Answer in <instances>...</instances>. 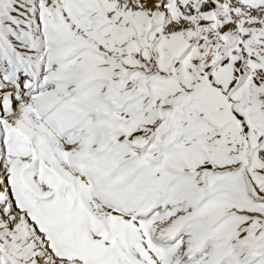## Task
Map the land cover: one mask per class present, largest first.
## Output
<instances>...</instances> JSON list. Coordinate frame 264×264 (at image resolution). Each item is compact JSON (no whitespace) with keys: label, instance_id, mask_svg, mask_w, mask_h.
I'll list each match as a JSON object with an SVG mask.
<instances>
[{"label":"snow or ice","instance_id":"1","mask_svg":"<svg viewBox=\"0 0 264 264\" xmlns=\"http://www.w3.org/2000/svg\"><path fill=\"white\" fill-rule=\"evenodd\" d=\"M0 264H264V0H0Z\"/></svg>","mask_w":264,"mask_h":264}]
</instances>
